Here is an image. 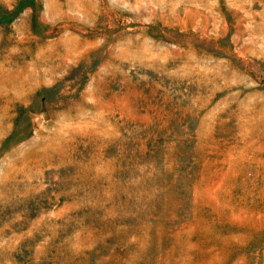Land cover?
Returning a JSON list of instances; mask_svg holds the SVG:
<instances>
[{"label": "rangeland", "instance_id": "374dc122", "mask_svg": "<svg viewBox=\"0 0 264 264\" xmlns=\"http://www.w3.org/2000/svg\"><path fill=\"white\" fill-rule=\"evenodd\" d=\"M0 264H264V0H0Z\"/></svg>", "mask_w": 264, "mask_h": 264}, {"label": "bare ground", "instance_id": "6f19581e", "mask_svg": "<svg viewBox=\"0 0 264 264\" xmlns=\"http://www.w3.org/2000/svg\"><path fill=\"white\" fill-rule=\"evenodd\" d=\"M208 20V19H207ZM78 41V40H77ZM71 49H72V51H73V54L74 53H77V47L74 49L73 48V44L71 43ZM74 49V50H73ZM73 56V55H72ZM64 60H67V59H69L70 58V52L69 51H67V53H66V55H64ZM29 78H32L31 77V74H30V76H27V80H30ZM248 218L250 219V220H252V221H254V218H253V216H248Z\"/></svg>", "mask_w": 264, "mask_h": 264}]
</instances>
